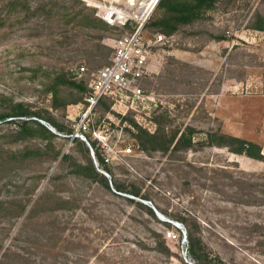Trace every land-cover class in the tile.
Returning a JSON list of instances; mask_svg holds the SVG:
<instances>
[{
    "label": "rangeland",
    "instance_id": "obj_1",
    "mask_svg": "<svg viewBox=\"0 0 264 264\" xmlns=\"http://www.w3.org/2000/svg\"><path fill=\"white\" fill-rule=\"evenodd\" d=\"M92 3L124 0H0V113L48 115L75 135L88 73L108 62L110 39L126 30L97 17ZM154 9L145 31L173 35L172 53L140 79L139 95L103 96L82 134L115 177H137L149 197L121 195L150 209L149 201L171 222L180 223L168 216L176 210L198 222L210 263L264 264V160L197 142L207 132L229 134L256 143L264 157V32L252 27L257 14L264 16V0H215L169 33L152 24ZM63 80L81 81L85 90ZM8 119L0 121V264H198L186 252L182 228L165 227L111 188L69 173L70 160H51L42 136L16 138ZM129 121L176 136L190 127L193 146L144 152ZM72 137L52 144L80 158ZM24 148L37 150L27 160L6 161L7 151Z\"/></svg>",
    "mask_w": 264,
    "mask_h": 264
},
{
    "label": "trees",
    "instance_id": "obj_2",
    "mask_svg": "<svg viewBox=\"0 0 264 264\" xmlns=\"http://www.w3.org/2000/svg\"><path fill=\"white\" fill-rule=\"evenodd\" d=\"M214 1L215 0H158L154 9L157 14L154 13L153 18L155 19H153L152 24L160 26L162 32H172L177 26L187 24L200 18L204 11L208 10L212 6ZM252 27L264 32V16L257 14L255 17V24L252 25ZM62 84L76 87L79 92H83L85 90V85L82 84L81 81L75 83L74 81L63 80ZM80 98L81 97H76L70 102H78ZM55 100L56 93L54 91L52 92L51 98V106L54 108L57 106ZM64 103L65 102L62 104ZM31 116L45 120L57 133H61L64 136H59L56 133L50 132L39 121L34 118H30ZM5 118H10L7 121L15 123L17 127V130L14 133L16 138L21 139L35 135L42 136L46 140L43 148L51 150V160H55L58 156H60V161L62 163L70 160L69 173L91 182H98L103 188L110 191L107 178L104 177L97 170V168L104 170L109 175L110 185L114 190L111 193L121 196L130 202H134L137 206L145 208L147 212L154 217L152 211L148 207L144 206L139 200L119 194L128 193L134 197L148 199V194L144 191L141 192L140 185L142 184V181L137 177H134L133 181L131 180L130 182L125 183L115 177L109 169L107 161L104 160V156L100 153V151H98V147L95 146V141H91L88 136L83 135L92 149L96 166L94 165L92 158H90L87 148L84 147L82 141L75 136L70 139V142L73 147H78L81 150L82 156L80 158L72 156L70 152H61L62 148L60 147H57V149L54 148L52 138H67L68 134L71 133V129H68L62 123L57 122L51 116L40 115L39 113L28 111L26 109H18L12 112L0 113V121H3ZM129 123L135 130L133 137L135 139L136 146L144 152L150 150H160L162 152H166L169 148L171 151H178L185 150L193 146L191 138L193 129L190 127H186L185 130H182L179 132L178 136H176V131L169 135H166L165 131L159 128L155 129L153 132H148L133 121H129ZM197 142L201 145L226 146L230 152L238 154L242 153L254 159L264 160V157L259 153V145L233 135L218 132H207L205 137L199 139ZM36 150L37 149L31 148L14 151L9 150L7 151L8 155L6 161L13 163L27 160L35 155ZM155 208L158 209L157 207ZM168 216L175 218L182 224L185 231V246L188 256L193 258V260H195L198 264H214L213 262L210 263V259L207 258L206 245L201 239L200 225L198 222L189 214L184 215L177 210L169 213ZM157 221L165 227L170 226L168 222ZM153 235L159 236L160 234L158 232H154ZM154 242L158 245L161 243V241L158 240Z\"/></svg>",
    "mask_w": 264,
    "mask_h": 264
},
{
    "label": "built area",
    "instance_id": "obj_3",
    "mask_svg": "<svg viewBox=\"0 0 264 264\" xmlns=\"http://www.w3.org/2000/svg\"><path fill=\"white\" fill-rule=\"evenodd\" d=\"M158 0H130L118 5L94 4L96 16L108 24L126 27V30L110 39L112 49L108 62L88 73L87 90L82 98V111L75 128L82 141L89 145L83 134L85 119L103 96L128 92L133 96L140 94L139 81L149 73H155L165 55L173 50V35L154 32L147 34L145 23ZM128 3V4H127ZM84 71V67H78ZM101 148L111 150L104 141L99 140ZM124 152H129L126 148ZM108 162V158L104 157ZM150 205L149 201H144ZM151 206V205H150Z\"/></svg>",
    "mask_w": 264,
    "mask_h": 264
},
{
    "label": "water",
    "instance_id": "obj_4",
    "mask_svg": "<svg viewBox=\"0 0 264 264\" xmlns=\"http://www.w3.org/2000/svg\"><path fill=\"white\" fill-rule=\"evenodd\" d=\"M41 123H42V124L44 125V127H46L50 132L55 133V131L53 130V128H52L49 124H47V123H45V122H41ZM71 136H75V135H74V134H69V135H68V137H71ZM85 144H86V143H85ZM86 146L88 147L89 154H90V156H91V158H92V161H93L94 165L96 166V164H95V160H94V158H93V154H92V149H91V147H90L88 144H86ZM97 170H98V171H99L104 177L108 178V174H107V173H105L104 171H102L101 169H98V168H97ZM108 184H109V186H110V188H111L109 178H108ZM111 190L114 191L112 188H111ZM116 193H118V192H116ZM119 194H120V193H119ZM122 195H124V194H122ZM149 207H150V209L152 210V212L154 213V215H155L158 219L163 220V221L170 222V223H172L175 227H177V228H182L183 231H184V228H183L182 224H180V223H178V222H171V221L165 219L164 216H163L160 212H158L153 206H150V205H149Z\"/></svg>",
    "mask_w": 264,
    "mask_h": 264
}]
</instances>
